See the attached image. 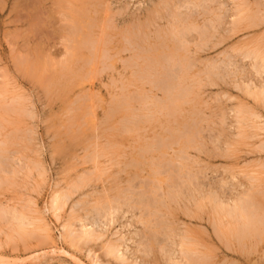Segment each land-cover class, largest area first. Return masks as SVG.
<instances>
[{"label":"rangeland","instance_id":"1","mask_svg":"<svg viewBox=\"0 0 264 264\" xmlns=\"http://www.w3.org/2000/svg\"><path fill=\"white\" fill-rule=\"evenodd\" d=\"M162 1L0 0V143L1 141L4 143L3 145L2 143L0 144V149L7 151L6 153L1 152L5 158L3 163H6L5 165L10 164L9 166H12L13 171L11 175L0 172V182L4 181L3 185L0 184V210L7 208L6 210L10 212L11 210H16L19 212L24 211L30 216L37 215L36 217L42 219L40 226H42V228L47 227L49 232H51L49 239L45 237V232H40L30 227L28 229V234L31 233L32 235L29 238L27 235L21 237L14 231L11 226L12 223L0 220V264H142L141 258L143 254L144 257L148 255L143 258L144 260H147L148 263L151 264L154 263L155 254L149 252V254L146 253L145 255L143 248L135 244L140 243L142 237V240L144 239L143 244L146 243L144 249L148 248L147 244L149 242H146L148 230L139 222V219L140 217L146 219L148 215L154 211L150 208L141 209L142 206L137 203H133L132 205L134 208L130 210L124 207L119 215L116 214L114 216V224L111 222V224L108 223L106 225V228L105 226L102 228V233L106 235L102 240L96 241V244L88 243L83 245L81 243L78 244V246H73L70 240L62 238L63 230L61 227L64 223H67L72 213L74 215H83V218H87V216H85V211L82 209L83 206H80L81 204L85 205L90 211L95 206V202H97L98 199L101 201V198L105 200L112 199L116 195L119 197L117 192L128 188V181L130 178H134V173L139 172L132 162L140 154V149L143 148L145 144L149 143L151 139L158 137V135H169L176 132V122L173 124V119L166 118L161 114H156L151 122L140 124L138 126L139 130H137V128L133 129L131 132H125V130L122 129L124 128L123 126L126 125L127 127L130 125L132 129L135 124L133 122L130 124L129 120V123L123 122L125 110L123 111V109H121L120 114L115 113L117 109L116 102L118 101L119 103L122 100V96L128 93V90L132 94L138 92L139 86L142 87L143 84V82L139 81V77L136 74V70H138L137 64H140V61L136 60V55L139 51L137 46L140 48V46L143 45L144 47L148 46L149 49L151 47L153 49V46L157 48L160 45V42H158L160 40L157 35L165 37V35L169 33V27L172 21L169 17V11L172 9L171 6H173V9L177 7L176 3L178 5H183H181L183 9L180 10L182 14L186 12L189 13L190 9L195 12L193 5L188 4L193 6L189 9L184 6L187 0ZM164 1L168 2L170 9L165 8ZM219 1L225 4L224 16L231 15L235 9L233 0ZM246 2L249 6L251 5L249 8L257 7V3L259 5L264 4V0H246ZM217 6L218 5L215 7L217 8ZM210 7H214V5H210ZM160 8L163 9L160 10ZM197 11L199 12L198 9ZM165 13L168 14L166 15ZM207 15H202L203 18L201 16L198 17L201 26L203 23L204 25L209 24L207 22H209L210 17ZM205 17L208 18L207 21ZM232 18L233 17L225 18L224 26L218 30L221 34L218 32L215 34L217 35L216 37H219L217 40L220 42L216 40V37H213L215 41L211 38L204 52L201 51L196 54L197 57L195 55L197 58L196 61L198 62L197 68L194 69V79H192L194 81H192V83H202L201 87L195 85L194 88V91L198 94L197 102L199 104L189 103L185 106V112L179 116L178 121L181 124L184 123L190 126L194 124L197 117L194 115L191 120L187 112L198 110L197 112L201 113L199 117L202 119V122L199 121L197 125H199L198 127L201 129V137L204 138L202 139V142H204L203 153L190 150L188 155L194 162L196 171L207 167L211 170V172L209 169L207 170V178L205 181L208 182V180L211 179L212 183H214V181H219L224 178L231 183L229 186H226L227 189L228 187L233 188L236 186V191L238 192L233 191L235 192L233 194L237 195V193H242L249 187L248 185H250L251 178H256V184H254L264 190V151L261 152L262 150H260L261 153L258 151L260 146H264V132H262L264 131V106L261 102H255L252 97L245 94L246 90L251 89L250 91H255V86H257V88L264 87V71H262L261 74L259 73L260 75L257 73V76L254 71L255 69L252 68L251 59L246 60L240 55L241 52L246 51V48L250 49L253 47V50L256 48L264 50V25L258 28L248 29L249 31L244 29L233 34V32L230 31L232 27ZM140 30L142 33H139ZM165 30L167 31L165 32ZM214 32L213 30V33ZM136 33L140 35H136ZM193 33L196 35L193 37H198L196 32ZM219 34L222 35V40ZM144 35L147 37L146 40L144 39ZM84 40L93 42V44L96 45V49L95 46V50H92L93 48L87 45L86 47L83 44ZM194 41L195 44H198V41ZM194 43L192 44L193 50ZM93 44L90 45L92 46ZM208 47L210 49L207 50ZM228 58H231V60ZM232 58H234V60H232ZM210 60L216 61V66L221 68L219 70H221L223 74H226L223 80H217L219 77L214 78L216 86L208 84V81L203 76L204 74L201 73L205 70V61ZM66 61H68V63ZM136 61L139 63H136ZM223 61L229 62V64L232 63L229 67H224V64H222ZM226 67L230 71L226 69ZM237 70L240 71L243 76L241 81L240 78H235L232 74L233 71L235 72ZM197 72H199V74ZM228 73L230 74L228 75ZM89 76L93 77L91 78L92 80ZM120 79L121 81H119ZM248 79L250 80L247 81ZM111 81L114 85H111ZM244 84H246V86ZM247 84H249L248 86L250 88L246 89ZM117 85L118 87H116ZM235 85L240 86L237 88ZM130 86H132V88ZM143 88H145L146 92H148V95L151 97L156 96L158 100H165L163 92H156V90L150 88L149 85H145ZM123 89L126 90L124 91ZM84 97H87V99ZM90 98L93 103L89 100ZM79 104H81L80 107ZM239 104L250 108L249 113L254 112L260 118L255 119L254 117L251 118V116H247L249 119H252L251 121L254 120V123L252 122L253 125H251V121H249V124L245 127V131H242L243 134H245L244 137L241 136L243 137L240 138L241 140H236V137H239V131L237 130L239 126L237 122H234V120L236 121L234 112L236 107L240 106ZM82 107L83 109H81ZM137 107H139V105L135 106V108ZM19 109L22 112H20ZM5 110H8V112ZM112 110L114 113H111ZM131 110L133 109L130 108L129 112H131ZM26 113L28 114L27 116ZM145 114H147V112H145ZM222 118H224V120ZM179 128H182V126L180 125ZM218 136L220 140L218 139L219 142H216V137ZM225 136L229 138L226 139ZM214 137L215 142L213 141ZM137 146L139 147L137 148ZM256 147H258V149ZM176 148H178V146L168 151V158L174 156V152L177 150ZM11 151L12 153H10ZM10 154H13L12 157ZM8 155L10 157H8ZM90 155L96 157L90 159ZM14 160L18 163L15 164ZM92 170L94 171L93 174ZM146 170L147 172H139L142 178L134 181V184L137 185L135 190V194L137 195L141 193L138 188L142 183L141 179H146L143 180V182H149L147 185H152L154 182L156 184L157 182L154 181L152 183L153 180H147L149 172L147 168ZM17 174L19 177H17ZM233 175L236 179H232ZM88 176L91 179H89ZM80 177H84L85 180L87 179L85 185L81 189H78V192H74L73 196L71 195L64 210L60 213V219L57 221L53 214L48 211L52 196L57 194V192L69 194L73 189L72 187L80 180ZM174 178L177 177L174 176ZM228 190L227 194L230 193L231 189ZM105 191H109V194L107 195L106 193L105 195ZM161 194H163L162 191L159 195L161 196ZM84 195L86 197H84ZM148 196L153 197V195L150 194H147V197ZM103 199L102 201H104ZM79 202H81V204ZM185 203L182 202L181 209H178L176 212V217L179 219L177 223L179 224L178 231L186 229V224H188L195 237L200 239L199 242L209 243L208 245H211L209 249H213L216 244L212 241L214 246L209 240L210 236L216 240L213 234L214 231L212 230L213 227H211L212 224H210V218L213 217V214H211L212 211L206 209L202 220L203 222L201 220L190 221L182 212ZM77 204L78 206H76ZM187 205L191 206L189 203ZM38 209L40 210L38 211ZM32 211H35V213ZM90 212H92L90 215L92 216L94 214L93 210ZM125 212L126 214H124ZM67 213L69 214L67 215ZM105 220L106 219H102L104 223L106 222ZM183 223L185 224L181 225ZM74 226L78 230L79 223H75ZM159 238H161L160 235ZM118 239L123 241H119ZM108 241L122 245L123 250L121 252L126 255L124 259L114 261V259L110 260L111 258H106L102 247ZM62 250H64V252ZM263 250L264 248L262 250L259 248L257 251L253 252L255 255L252 254L250 262L239 261V264H264ZM148 251L149 249L147 252ZM132 253L134 254L132 255ZM227 253L229 254L230 252L227 251ZM158 254L161 258L160 263L166 264V257L161 255L160 252ZM231 254L232 253L228 255L229 258L226 257L228 258L227 260L232 261L233 258V260H237V258H235V256L232 257ZM97 256L98 259L96 258ZM124 261H126V263Z\"/></svg>","mask_w":264,"mask_h":264},{"label":"bare ground","instance_id":"2","mask_svg":"<svg viewBox=\"0 0 264 264\" xmlns=\"http://www.w3.org/2000/svg\"><path fill=\"white\" fill-rule=\"evenodd\" d=\"M164 2H165V6H166L165 8L170 9V7L168 6L169 5L168 2H166V1H164ZM233 2L235 4V9H234L233 13H231V15H228V16H226V15L224 16L225 4L221 3L219 0H187V1H185L184 6L187 9L194 6L193 8L195 9V12L191 11V9H190V12L189 13L184 12L185 14L180 13V10L183 9V7H182L183 5L181 4L182 5L181 6V5H178L176 3L177 7H175V9H173V6H171L172 9L169 11V13H170L169 17L173 21V23H172V21L170 20L171 25L169 24L170 25L169 33L167 35H165V37L162 35L161 36L157 35L158 39L160 41H158L156 39L157 36L155 35V37H156L155 39L158 42H160V45L157 44V45H159L157 48L155 46H153V49H152V47L149 49L147 45H146L147 47H144L143 45H141L140 48H139V46H137L139 51H138L137 55L136 54L135 55L137 57L136 60L140 61V64H137L138 70H136V74L139 77V81L143 82L144 85L142 84V87L139 86L138 92H136L134 94H132L128 90V93L125 92L126 94L122 96V100L119 103H118V101L116 102L117 103L116 104L117 109L115 108L116 109L115 113L120 114L121 109H123V111L125 110V114H124L125 117L123 118L124 121L123 120L122 121L125 123V122H128V120H129L130 124H131V122H133L135 124V125H133V128L131 129L130 125L126 127V125L123 123L125 126H123L124 128H122V129L125 130V132H131L133 129H137V128H138L137 130H139L138 126L140 124H142V123L145 124L146 122L147 123L151 122L155 118L154 116L156 114H161V115L165 116L166 118L173 119L174 120V123L172 122L173 124H175V122H176V124H177L176 132H178V133L174 132V133L169 134V135H167V134L166 135H158V137L151 139V141L149 143L145 144V146L143 145L144 147L140 149V151H141L140 154L132 162L133 165L136 167V169L139 170V172H147V170H146V168H147L148 172H149V176H148L147 180H153L152 183L154 181H157L156 184L154 182L152 185H150V184L147 185L149 182H143V180H146V179H141L142 183L138 187L139 190L141 191V193L139 195L135 194V190L137 188V185L134 184L135 183L134 181L142 178V176H140L141 174L139 172H135L134 176H133L134 178H130V180L128 181V183H129L128 188H125L124 190H121V191L118 189L119 192H117V194L119 197H117V195L115 194L116 196L113 197L112 199H105L104 200L103 198H101V201H100V199H98V201L95 202L96 203L95 206L90 210V211L93 210L94 214L92 216H90L92 214V212H90L89 209H87L85 205L81 204L82 201L79 202L81 204V205L80 204L79 205L83 206L82 209L85 211V213H86L85 216H87V218L86 217L83 218V215L82 216L81 215H74L72 213L70 218L68 217L69 219H68L67 223H64V225L62 226L63 228L61 227V229L63 230L62 238H64L65 240H67V239L70 240V243L73 246H78V244H81V243L83 245H86L88 243L94 244L96 241H98L100 239L102 240L106 235V234L102 233V228L104 226L106 228V225L108 223L111 224V222H112V224H114V222H115L114 216L116 214L119 215L124 207H126L128 210H130V209L134 208V206L132 204L137 203L140 206H142L141 209L142 208H147V209L150 208V209L154 210L150 214L148 213L149 215L146 219H144L142 217H140V219H139V222L148 230V233H147L148 235H146V236H148L146 238L147 239L146 242H149L147 244L148 248L146 247L147 249H144L146 243L143 244L144 239L142 240V237H141L140 243H135L138 245V247L143 248L145 255H146V253L149 254V252L155 254V259H154L153 264H161L160 263L161 258L158 254L159 252L161 255H164V257H166V259H165L166 264H217V263H219V264H239V261L250 262L252 254L255 255V253H253V252L257 251L259 248H261V250L264 248V190L260 189L258 186L255 185L256 184L255 183L256 178H251L250 179V181H251L250 185H248L249 187L246 189L243 187L245 189V190L243 189L244 192L237 193V195L233 194L235 192H238V191H236L237 188L235 185H233V186H235L233 188L228 187V189H231V191H230V193L227 194V191H229V190L226 188V186L227 185L229 186V184H231V183H229V181L225 180L224 178L220 179L219 181H214V183H212L211 179L208 180V182L205 181L207 178V172H208L207 170L209 169V167H207V164H206L207 168L196 171V169L194 168L195 164L192 161V159H190V157L188 155L190 150H196L200 153H203V143L204 142H202V139H204V138L201 137L202 136V134L200 133L201 129L198 127L199 125H197L199 123V121L202 122V119L199 117V115L201 116V113L197 112L198 110L197 111H190V112L186 111L187 114H189L188 117H190L191 120L194 117V115H196L195 117H197L194 124H192V125L189 124L190 126L185 125L184 123L181 124L178 121L179 116H181L182 113L185 112V106H187L189 103H197V105L199 104L197 102L198 101V98H197L198 94L194 91V88H195V85L201 87L202 83L201 82H197V83L193 82L192 83V81H194V80H192V79H194V69L197 68V62H198V61H196L197 60L196 54H198L201 51L204 52V49L208 46L209 40L213 37H216L217 35H215V34L217 32L220 33L218 30L220 28H222V26H224L223 24H225L224 23L225 18L233 17L231 20L232 27L230 30L231 32H233V34L237 33L238 31L244 30V29L248 30L251 28H258V27H261L262 25H264V14H263L264 4L259 5L257 3L256 4L257 7L249 8L251 5L249 6L247 4L246 0H233ZM162 3H163V1H162ZM188 4H191L193 6H190ZM210 5H212V6L214 5V7H210ZM216 5H218L219 7L217 6V8H216L215 7ZM221 6H223V7H221ZM159 7H160V5H159ZM162 7H163V5H162ZM153 9H154V7H153ZM161 9H163V8H160V10ZM197 9L199 10V12L197 11ZM164 10H166V9H164ZM153 11H155V10H153ZM153 11H151V12H153ZM223 11H224V13H223ZM209 14H210V16H209ZM148 15H149V13H148ZM202 15H204V16L207 15L208 17H210L209 22H207V23H209L208 25L207 24L204 25V23H203V25L201 26L200 20L198 17H200V16L202 17ZM149 18H150V16H149ZM108 20H110V19H108ZM147 20H149V19H147ZM207 20H208V18H206V21ZM206 21H204V22H206ZM213 30L215 31L214 33H213ZM166 31L167 30H165V32ZM220 31H222V30H220ZM193 32H196L198 34L197 35L198 37H193V36H196V35H194ZM74 33H76V32H74ZM139 33H142V31L140 30ZM139 33H136V35ZM145 33H147V32H145ZM156 34H158V33H156ZM220 34H219V36H220V39L222 40V35H220ZM144 37H145V35H144ZM144 39L146 40L147 37H145ZM214 39L215 38H213V41H215ZM217 39H219V37H216V40ZM150 40H151V38H150ZM194 40L198 41V44L197 43L195 44ZM224 40H226V39H224ZM94 42H95V40H94ZM218 42H220V41H218ZM144 43H145V41H144ZM193 43H194V50L192 47ZM83 44L85 46L87 45V46L93 48L92 50L96 49V45H94L93 42H91L90 40H84ZM90 44H93V45L91 46ZM149 44H150V42H149ZM101 45H104V44H101ZM136 45H139V44H136ZM217 45H219V44H217ZM94 46H95V49H94ZM236 46H237V44H236ZM252 48H250V49L246 48V51L242 50L243 52H241V49H240V52H241L240 55L246 60L251 59V65H252V68L255 69L254 70L255 74H257V73L261 74L262 71H264V50H261V49L259 50L256 47H255L256 49L253 50L254 48L253 49ZM208 49H210V48L208 47L207 50ZM123 50H125V49H123ZM237 50H239V49H237ZM205 52H206V50H205ZM221 54H223V53H221ZM103 55H106V54H103ZM195 55H196V57H195ZM229 60H231V58ZM232 60H234V58H232ZM72 61H73V59H72ZM75 61H76V59H75ZM66 62L68 63V61H66ZM205 62H206L205 63L206 66L204 65L205 70L201 73L204 74L203 76L208 81V84H210L211 86L212 85L214 86L216 84L214 81V78L219 77V78H217V80H219V79L223 80L224 77L226 76V74L224 73L225 74L224 75L222 73V71L219 70L221 68H219V66L218 67L216 66L217 65L216 61L210 60V61H205ZM133 63H134V61H133ZM136 63H139V62L136 61ZM222 64H224V67L225 66L229 67V65H230L229 62H226V61H223ZM134 65H135V63H134ZM97 67H98V65H97ZM227 67H226V69H228ZM70 73H72V72H70ZM197 73L199 74V72H197ZM229 74L230 73H228V75ZM232 74L234 75L235 78L236 77L238 79L240 78V81H241V78H243L240 71H238V70L235 72L233 71ZM258 74H257V76H258ZM200 75H202V74H200ZM94 76H95V74H94ZM86 78H88V77H86ZM89 78L91 79L93 77L89 76ZM226 78H225V80H226ZM70 79H71V77H70ZM244 79H242V80H244ZM249 80L250 79H248L247 81H249ZM119 81H121V79ZM80 82H79V84H80ZM110 83H111V85L113 84L112 81ZM136 83H137V81H136ZM227 83H228V81H227ZM243 83H245V82H243ZM65 84H67V83H65ZM145 85L146 86L149 85L150 88L156 90V92L157 91L159 93H160V91L163 92V95H165V100H163V99L158 100L156 98V96L151 97L150 95H148V92H146L145 88H143ZM244 85L246 86V84H244ZM248 85L249 84H247L246 89L250 88ZM235 86H237V85H235ZM239 86H237V88ZM116 87H118V85ZM130 87L132 88V86H130ZM136 88H138V87H136ZM136 88H134V89H136ZM241 88H239V89H241ZM254 88H256L255 91H250L251 89L250 90L245 89L246 90V91L244 90L245 94L249 97H252L255 102H258V103L261 102L264 106V87L262 86V87L257 88V86H255ZM5 89H6V87H5ZM198 91H200V90H198ZM120 96H121V94H120ZM85 99H87V97ZM89 100H91V98ZM12 101L14 102L15 100H12ZM91 103H93L92 100H91ZM80 105L81 104H79V107H80ZM138 105H139V107L135 108V106H138ZM17 106H18V104H17ZM200 107H202V106H200ZM130 108L133 109V110H131V112H129ZM246 108L247 107L240 105V106L236 107L235 112H234V114L236 116L235 117L236 121L234 120V122L235 123L237 122V124L239 126V127H237V130L239 131V133H238L239 137H236V140H241L240 138L244 137L245 134H243V132L246 129L245 128L246 125L249 124V121L252 120L251 119L252 117H254L255 119L260 118L254 112L249 113L250 108H247V109ZM20 109H23V108H20ZM20 109H19V111H20ZM70 109H72V108H70ZM75 109H76V107H75ZM81 109H83V107ZM67 111H69V110H67ZM6 112H8V110ZM20 112H22V111H20ZM76 112H77V109H76ZM128 112H129V116H128ZM145 112H147V114H145ZM111 113H114L113 110ZM27 115L28 114L26 113V116ZM93 115H94V113H93ZM247 116H251V118L249 119ZM109 117H111V116H109ZM9 118H10V116H9ZM206 118H207V116H206ZM222 119L224 120V118H222ZM163 121H164V119H163ZM253 121H251V125H253L252 124ZM116 123H118V122H116ZM186 123H188V122H186ZM192 123H193V121H192ZM180 125L182 126V128H179ZM223 125H224V123H223ZM257 126H259V125H257ZM3 128H5V127H3ZM168 128H170V127H168ZM255 128H256V126H255ZM258 128H260V127H258ZM209 130H210V128H209ZM23 132H25V131H23ZM122 132H120V133H122ZM262 132H264V131H262ZM223 135H225V134H223ZM241 136H243V137H241ZM254 136H256V135H254ZM24 137H25V135H24ZM225 137L227 139L230 137V135H229V137L228 136H225ZM4 138H5V136H4ZM237 138H239V139H237ZM77 139H79V138H77ZM218 139H219V136L216 137V140H217L216 142H219ZM214 140H215V137H214L213 141ZM23 141H25V140H23ZM1 143H2V141H1ZM224 143H227V142H224ZM238 143H240V142H238ZM3 144L4 143H2V145ZM22 144H24V143H22ZM215 144H217V143H215ZM222 144H223V142H222ZM205 145H204V148H205ZM175 146H178V148H176L177 150L174 152V156H171L170 158H168V155H169L168 151L175 149ZM17 147H19V146H17ZM138 147L139 146H137V148ZM256 148L258 149V147H256ZM259 148H260V149H258L259 152H260V150H262L261 152L264 151V146H260ZM1 152L6 153L7 151L6 150L3 151L2 149H0V172H4V174L6 173V174L11 175V174H13L12 166L10 167L9 166L10 164L5 165L6 163L5 164L3 163V161H5L4 160L5 158ZM29 152H30V150H29ZM10 153H12V151ZM260 153H258V154H260ZM27 154H28V152H27ZM12 155H11V157H12ZM8 157H10V156L8 155ZM94 157H96V156H91L90 159L94 158ZM118 157H119V155H118ZM221 157H222V154H221ZM11 161H12V159H11ZM14 162H15V160H14ZM17 163L15 162V164H17ZM197 163H198V161H197ZM263 163H264V161H263ZM106 167H107V165H106ZM115 169H113V170H115ZM30 171H29V173H30ZM27 172H28V170H27ZM210 172H211V170H210ZM93 173H94V171L92 172V174ZM14 174H15V171H14ZM109 175H111V174H109ZM174 176H176L177 178H174ZM17 177H19V175ZM89 179H91V178L89 177ZM232 179H236V177L233 175ZM86 180L84 179V177H80V180L78 181V183L76 185H74L72 187L73 189L71 190V192H69V194L57 192V194L52 196V199L50 202V207H49L48 211H50L53 214V216L57 219V221L60 219V213H61V211L64 210V207L67 204V201L71 198V195L73 196L74 192H76L78 189H81L85 185ZM3 182H0V184L3 185ZM143 183H146V184H143ZM230 187H232V186H230ZM114 189H112V190H114ZM161 191L163 194H161V196H160L159 194L161 193ZM233 191H235V192H233ZM106 193L108 195L109 191H105V195H106ZM147 194L153 195V197H150V196L147 197ZM84 197H86V196L84 195ZM91 199H92V197H91ZM102 199L104 201H102ZM88 200H89V198H88ZM86 201H87V199H86ZM86 201H84V202H86ZM182 202H184V203L186 202L184 205V208L182 209L183 215H186L190 219V221L191 220H198V221L201 220L202 221L203 216H204V212L206 211V209L212 211L211 214H213L212 215L213 217L210 218V220H211L210 224H212L211 227H213L212 230L214 231L213 234L215 235L216 240L214 238H212V236H210V235L209 236L211 239L209 238V240L211 241V243L213 241L214 244H216V246H215L212 243L215 246V247H213V249L212 248L209 249V246L211 247V245H208L209 243L208 244H206L205 242L200 243L199 242L200 239H197L195 237V235L192 232V229L190 228V226L188 224H186V229H184L183 231H178V225L179 224H177V223H178L179 219H178V217H176V212L178 209H181ZM188 203L191 204V206L187 205ZM71 206H72V204H71ZM76 206H78V204ZM6 209L0 210L1 211L0 220L6 221L8 223H12L11 226L13 227L14 231L17 233L18 236L22 237V236L27 235V237L29 238L32 234L31 233L28 234V231H29L28 229L30 227H32V228H34V230H39L40 232L41 231L45 232L46 238L50 237L51 232H49V229H47V227L42 228V226H40L42 219L39 217H36L37 215L36 216L35 215L30 216V215L26 214L24 211L19 212L16 210H11V212H10ZM82 209H80V210H82ZM32 210H34V209H32ZM39 210L40 209H38V211ZM139 210H140V208H139ZM144 211H145V209H144ZM32 212L35 213V211H32ZM68 214L69 213H67V215ZM124 214H126V212ZM143 214H146V213H143ZM102 219L103 220L106 219L105 220L106 222L104 223L102 221ZM75 223H79L78 230L74 226ZM184 224L185 223H183L181 225H184ZM75 228H76V230H75ZM74 231H75V233H74ZM42 234H44V233H42ZM119 234H120V232H119ZM136 234H137V232H136ZM159 235L161 236V238H159ZM138 237H136V238H138ZM35 238H37V237H35ZM119 241H123V240H119ZM205 241L209 242L208 240H205ZM93 244H90V245H93ZM143 245H144V247H143ZM102 248L104 250V255L106 256V258L107 257L109 259L111 258L110 260L114 259V261L115 260L118 261L119 259L120 260L124 259V257L126 256L123 252H121L123 250L122 245H119L116 242L112 243V241L111 242L108 241L107 243H105L103 245ZM126 248H128V247H126ZM73 249H74V247H73ZM148 249H149V251L147 252ZM54 251H55V249H54ZM62 251L64 252V250H62ZM227 251L232 253L231 254L232 257L235 256V258H237L238 261L233 260L234 258L232 259V261L227 260L229 258L228 255L230 254V253L228 254ZM263 253H264V250H263ZM133 254L134 253H132V255ZM146 256H148V255H146ZM140 257H141V255H140ZM145 257L143 254V257L141 258L142 262H143L142 264H151V263H148L147 260L143 259ZM226 257H228V258H226ZM96 258L98 259V256ZM124 262L126 263V261H124ZM135 263H136V261H135Z\"/></svg>","mask_w":264,"mask_h":264}]
</instances>
